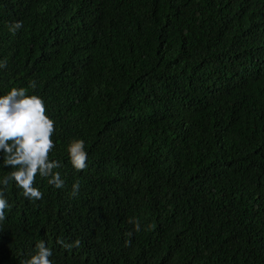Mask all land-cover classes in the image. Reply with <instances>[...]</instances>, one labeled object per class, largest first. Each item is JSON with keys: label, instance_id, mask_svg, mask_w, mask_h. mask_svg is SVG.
Instances as JSON below:
<instances>
[{"label": "trees", "instance_id": "16d2710c", "mask_svg": "<svg viewBox=\"0 0 264 264\" xmlns=\"http://www.w3.org/2000/svg\"><path fill=\"white\" fill-rule=\"evenodd\" d=\"M0 59V93L37 82L65 179L7 188L0 264L41 239L56 264H264V0H0Z\"/></svg>", "mask_w": 264, "mask_h": 264}, {"label": "clouds", "instance_id": "9594fccd", "mask_svg": "<svg viewBox=\"0 0 264 264\" xmlns=\"http://www.w3.org/2000/svg\"><path fill=\"white\" fill-rule=\"evenodd\" d=\"M9 32L15 34L23 27V21L8 24ZM6 61L0 59V68ZM37 82L29 80L27 86H12L0 93V168L6 170L0 176V222L6 217V209L12 205L6 195L7 188L14 185L19 194L31 201L43 198V191L36 183L37 177L47 178L55 188H63L65 179L61 169L63 161L55 157L54 133L56 121L47 111L46 101L35 90ZM66 162L77 171L88 167L89 151L86 140L75 136L66 144ZM51 154V155H50ZM79 182L72 184V194L79 190ZM136 231L141 224L135 218L130 220ZM57 243L71 250L78 248L80 240L65 243L59 237ZM21 264H56L54 250L49 241L35 242L34 251Z\"/></svg>", "mask_w": 264, "mask_h": 264}]
</instances>
